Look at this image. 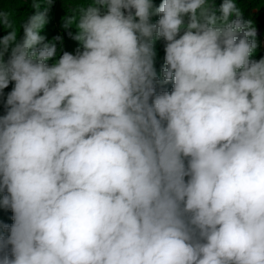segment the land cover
Instances as JSON below:
<instances>
[{
  "label": "clouds",
  "instance_id": "obj_1",
  "mask_svg": "<svg viewBox=\"0 0 264 264\" xmlns=\"http://www.w3.org/2000/svg\"><path fill=\"white\" fill-rule=\"evenodd\" d=\"M40 6L0 10V264H264V57L234 0H80L74 52Z\"/></svg>",
  "mask_w": 264,
  "mask_h": 264
},
{
  "label": "rangeland",
  "instance_id": "obj_2",
  "mask_svg": "<svg viewBox=\"0 0 264 264\" xmlns=\"http://www.w3.org/2000/svg\"><path fill=\"white\" fill-rule=\"evenodd\" d=\"M55 1V0H53ZM62 2L64 9L66 10V15H69V9L74 7L80 0H58ZM34 0H0V10H11L14 13V18L17 21V27L19 22L26 20L28 16L34 14L37 9L33 7ZM40 3V11H42L47 4L44 0H36ZM161 0H154V3L158 5ZM223 0H215V6L219 9ZM236 6L241 10L242 18L245 21H251L252 26L255 28V39L257 41L258 47L254 55L259 50H264V0H234ZM219 14V13H217ZM65 15V16H66ZM235 18V17H233ZM156 19V18H154ZM7 34L3 29V35ZM20 35H22V29L20 30ZM50 41H53L50 40ZM157 57L159 60L164 58V48L157 52Z\"/></svg>",
  "mask_w": 264,
  "mask_h": 264
},
{
  "label": "trees",
  "instance_id": "obj_3",
  "mask_svg": "<svg viewBox=\"0 0 264 264\" xmlns=\"http://www.w3.org/2000/svg\"><path fill=\"white\" fill-rule=\"evenodd\" d=\"M46 7L48 8L47 23H46L45 27L42 29L41 34L44 35L48 41H50L52 39L54 40V38L57 36H62L63 37V45H62L63 51L74 52L76 47H77V42H75L74 40H72L68 36V32L71 31L74 33L75 28H70L67 30L62 28V24H63L62 18L66 15V10L64 9L62 2L55 0L52 2L50 7L48 5ZM2 34H3V28L0 27V35H2ZM57 48H58V51L61 49V45L59 44V42H57ZM163 48H164L163 41H158L156 44L157 52L159 50H162ZM61 54H62V52H61ZM262 57H264V50H259L255 55H253L252 58L259 60ZM49 63H52V61H49ZM163 64H164V58L159 60L157 57L156 70H157L158 74L160 73V70H161ZM11 87H12V85H10L8 89L4 90L5 94L11 90ZM165 87L168 90H170L171 84H168ZM158 90H159V88H158ZM4 112H5V108H4L3 98H0V115H3ZM0 221H3L4 223H7V224H11L12 223L11 212L0 209Z\"/></svg>",
  "mask_w": 264,
  "mask_h": 264
}]
</instances>
